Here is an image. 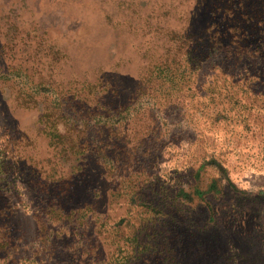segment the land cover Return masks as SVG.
Masks as SVG:
<instances>
[{
	"label": "rangeland",
	"instance_id": "374dc122",
	"mask_svg": "<svg viewBox=\"0 0 264 264\" xmlns=\"http://www.w3.org/2000/svg\"><path fill=\"white\" fill-rule=\"evenodd\" d=\"M243 7L244 40L231 41L243 57L225 76L234 47L214 40L224 26L239 37L237 26L198 0H0V158L13 162L11 144L30 156L8 181L24 196L11 207L0 195V226L11 230L0 264H56L82 244L117 264H264V0ZM5 13L34 31L18 32ZM157 16L163 33L211 32L179 51L177 85L151 58ZM104 79L114 86L106 102ZM244 82L254 103L241 107ZM65 184L67 207L91 203L101 218L88 214L84 241L66 230L71 243L45 246L52 191Z\"/></svg>",
	"mask_w": 264,
	"mask_h": 264
},
{
	"label": "trees",
	"instance_id": "16d2710c",
	"mask_svg": "<svg viewBox=\"0 0 264 264\" xmlns=\"http://www.w3.org/2000/svg\"><path fill=\"white\" fill-rule=\"evenodd\" d=\"M246 4H247V0H200V3L198 0V5L204 6L207 9L208 14L210 16L217 14L218 20L223 21L224 25L226 26L231 25L235 27L237 26L235 28V32L239 35V37L233 34H227L228 28L224 26L223 33L219 34V36L215 38L214 40L215 43L219 45L220 50L221 49L224 50L225 53L227 54H229V51L231 50L230 46L232 45L234 47L233 48L234 52L231 53L232 58L231 57L230 58L231 59H234L235 57L237 58L235 61H232L231 66L228 65V67H225L227 68L224 70L225 76L228 75L227 70L231 67L235 68L239 60H241L243 57L238 54L239 51H241L240 49H243V47L237 44L236 42H231V41L237 40L240 43L244 40V32L241 31L238 26L242 24V19L246 18L247 15H249V13L247 14V12L243 13V10L246 9L243 6ZM158 16L156 17L153 26H154V29L162 37H161V43L157 46L160 48L154 51L153 54H151V58H154V60H156L154 67L157 70L158 76L160 75V78L165 79L168 83L171 84V86H173L181 82V79L184 78L183 71L187 70L185 69L187 67L181 68L180 66L177 65L178 63L175 61L181 55L179 51L182 49L184 50L189 49L190 48L189 44H194V46L191 48L192 51L197 50L198 47H197L196 42L202 39L204 40L206 37H208L207 33L209 32L211 34V32L209 28L205 26L203 29L199 31H194V32H192L189 29L182 30V31L170 29L167 33H163L164 31L166 32V30H164L163 27L159 26ZM5 18L8 19L9 23L13 24V27L18 32L23 33L25 36L29 35L31 32L34 31V26L36 23L33 24L34 25L33 26L32 22H30L27 28H25V26H21L20 20H12L13 17L10 14L5 13ZM247 19L249 20L251 18H247ZM214 33L216 32H213L212 34ZM164 37H168L172 41V43L169 44V40L167 39L165 40ZM205 46L209 50V44L207 43ZM31 69L32 71L28 75H25V79L28 82L34 84V82H37L36 78L34 77L35 73H38L39 76H42L43 75L42 71H44L46 67H44V65L42 64L41 66L35 67V68L32 66ZM98 83L100 87L103 86V88L100 89L102 90L100 98L102 99L103 102H106L105 99H107L108 97L110 98L112 97L111 92L113 91L114 86H112L110 81L106 79H104L103 82L99 80ZM240 83H238V86H237V88H239L240 95L235 97V99L242 103H239L236 105H240L241 107L251 105L252 103H254V99H251V101H245L246 96L244 97L243 95L244 94L243 91L246 90L245 88H243L245 87L246 82H244L242 85H240ZM249 87L251 86L249 85ZM73 89H77V88L73 87ZM70 90L71 89H68L69 93L72 94ZM57 93L61 95V94L66 93V91L59 90V92L57 91ZM77 95L78 93H73L71 98H74ZM59 101L61 103H67L66 96L65 95L60 96ZM97 103H99L98 99H97ZM45 116H49L47 118H50V115H45ZM26 151H27L26 146L25 148H19L11 144L9 145L8 153L10 154L9 157L10 158L12 157L13 162L9 161V159L6 157L0 158L1 160L0 161V195L5 200L6 203L11 205V207H13L14 203H17L18 201H20V199H15L14 198L15 196H21V195L24 196V189L22 186L14 187L17 189H13V190L8 188V184H10L8 183L9 178H10L9 176L14 173L17 174V171L20 170L21 166H19L20 164L18 163V161L30 159V156L26 153ZM103 155L101 154L102 157ZM24 165H27V167H31L30 162ZM24 165L22 166V168L24 167ZM70 187H71V184H65L59 188L58 193H56L54 190L52 191V195H54L52 198V201L54 204V207H53L54 210L50 212L51 213L50 220L52 219L53 222L51 223L52 226L49 227V233L52 232V235L50 234V237L46 236L47 239L45 243L43 242L45 246H48L49 239L53 240V246L55 245L67 246L69 241L71 243L72 239L67 238L68 233L66 232V230L69 231L71 235H75L78 241L81 240L82 242L84 241V239L82 238L86 236L85 229L87 227L86 226L87 224L85 223H86V220H87L86 218L88 214L89 215L91 214L90 217H94L95 219L101 218L100 216H98L99 213L96 212V208H94L93 204L91 203H86L85 208L81 207V208L72 209V208L67 207L68 205V200L66 199L67 194L69 197H72V192L69 189ZM64 198L66 199L67 202L63 201L62 203V200ZM5 207L6 206L2 208L0 213H2L3 210H5ZM7 209L10 210V208L8 207ZM95 213L97 215H95ZM3 226H6V225L3 224L0 226V251L6 250V248L10 246V239H11L10 237L11 230ZM46 237H43V238H46ZM80 248L84 249L83 253H81L83 256L74 255L71 251H69L71 250V248L67 246L65 247V249H63V251L66 253V256L56 255L54 257L55 258L54 261L56 262V264L58 263V261H59V264L60 263H63V264H93V262H96V264H117L115 260L113 259V253H112L111 259L108 257V260L99 257L100 252H98L97 250L94 252L96 247L93 244L91 245L82 244ZM44 251H47V249H44ZM7 252L8 250L6 251V253ZM41 258H39V261L36 260V262H39V264H42L46 261L45 259H41Z\"/></svg>",
	"mask_w": 264,
	"mask_h": 264
}]
</instances>
